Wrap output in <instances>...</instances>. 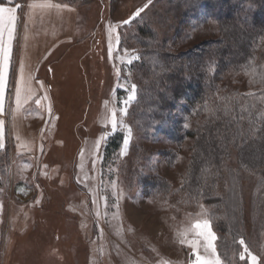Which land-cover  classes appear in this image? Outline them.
I'll return each instance as SVG.
<instances>
[{
	"label": "rangeland",
	"instance_id": "obj_1",
	"mask_svg": "<svg viewBox=\"0 0 264 264\" xmlns=\"http://www.w3.org/2000/svg\"><path fill=\"white\" fill-rule=\"evenodd\" d=\"M85 1L84 6L90 7L84 11L90 10L92 26L104 7L100 44L87 53V40L79 43V36L78 43L63 47L54 59L59 93L53 97L52 120L54 127H59L55 137L49 136L46 126L39 132L40 138L53 140L52 161H47L45 168L53 166L54 179L37 178L45 201L33 224L29 210L22 212L21 219L16 216L15 204L9 210L5 229L0 230V264H192L193 249L179 242L182 237L178 233L196 219L211 221L218 237L217 252L225 264L234 253L243 251L240 239L257 256V264H264L262 171L246 170L232 178L229 187L237 186L240 202L231 199L229 220L215 214L213 220L215 207L191 199L181 190L194 140L181 136L178 127L167 135L142 131L141 120L135 117L138 88L127 115L120 112L130 84L137 86L131 69L137 60L126 62L131 55H138L136 28L147 27L171 49L186 51L218 38L219 10L202 0H151L150 4L148 0ZM145 4L148 7L140 17L130 24L122 23ZM110 25L115 27L111 33ZM18 54L19 45L14 64ZM69 80L71 86L67 85ZM14 102L10 95L3 108L10 107L13 113ZM42 107L29 101L24 114L31 117ZM112 108L117 110L118 121L132 130L126 154L122 150L127 129L119 123L115 130L110 124L106 126L105 116ZM178 117L174 119L176 126ZM188 121L189 116L182 115L180 125L186 127ZM32 131L26 130V136ZM101 136L106 139L96 150L94 145ZM15 164L17 170L20 160ZM26 236L29 247L22 241ZM194 239L197 237L189 232L186 240ZM199 252L205 254L202 246ZM233 264L251 261L247 254L243 261L237 255Z\"/></svg>",
	"mask_w": 264,
	"mask_h": 264
},
{
	"label": "trees",
	"instance_id": "obj_2",
	"mask_svg": "<svg viewBox=\"0 0 264 264\" xmlns=\"http://www.w3.org/2000/svg\"><path fill=\"white\" fill-rule=\"evenodd\" d=\"M201 2L219 10V35L189 50L175 51L156 32L136 28L135 117L146 133L178 127L194 140L181 190L229 220L231 199L240 201L228 182L246 170L264 175V0Z\"/></svg>",
	"mask_w": 264,
	"mask_h": 264
},
{
	"label": "crops",
	"instance_id": "obj_3",
	"mask_svg": "<svg viewBox=\"0 0 264 264\" xmlns=\"http://www.w3.org/2000/svg\"><path fill=\"white\" fill-rule=\"evenodd\" d=\"M79 1L50 0L52 4L68 6L59 9L29 7L31 4H43L48 0L0 1V4L5 7L19 5L15 14L17 18L13 32L14 38L11 42L12 53L4 92V100L7 101L12 95V100L15 102L13 113L6 105L4 106L6 109L0 113V120L4 122V147L0 148V156L4 157L6 162L4 170L1 169L0 162V205H2L0 208V230L5 229L9 210L14 204L16 216L21 219L22 212L30 211L29 221H32L33 224L37 217V211L43 207L45 201L43 186L37 187V178H40L41 181L54 179L53 166L49 170L45 168V163L52 161L53 140L48 141L46 136H42V138L39 136V132L46 126L49 136L55 137L59 127L55 128L52 120L55 107L53 97L59 93L54 79V59L63 47L78 43L77 37L79 36L81 37L79 43L87 40V53L94 52L100 44L99 31L104 20V7H101L97 23L92 26L90 10L84 11L90 6H84L87 4L85 0ZM83 12L85 13L83 14ZM86 21L87 25L85 26ZM10 27L11 25L5 18L2 37H0L5 47L8 45V29ZM17 45H19V54L17 63L14 64ZM22 66L25 76L27 77L29 74L31 76L27 86L23 85L20 80ZM17 90L20 92L19 105H17ZM29 101H39V105L46 108L42 107V111L38 108L31 117L27 118L24 109ZM30 129L33 130L32 134L26 136V130ZM82 144L85 146V139H82ZM16 159L21 162L17 166L18 175L16 174ZM72 160L74 165L76 152H74Z\"/></svg>",
	"mask_w": 264,
	"mask_h": 264
},
{
	"label": "snow or ice",
	"instance_id": "obj_4",
	"mask_svg": "<svg viewBox=\"0 0 264 264\" xmlns=\"http://www.w3.org/2000/svg\"><path fill=\"white\" fill-rule=\"evenodd\" d=\"M148 3L150 4L151 0H148ZM18 7H19V5H17L16 7H5V6H3V4H0V37H2L3 21L5 18H7L9 25H11V27L8 29V45H7V47H5L3 45L2 39H0V113H3V111H4V108H3L4 92H5V88L7 85L9 63H10L11 53H12L11 42L14 38L13 32H14V28H15V20L17 18L15 14L17 12ZM29 7L30 8L41 7L44 9H47V8L59 9L62 7L67 8L68 6L67 5H59V4H52L50 2V0H48V2H45L43 4H31ZM147 7H148V4H145L144 7L137 9V11L133 14V16L129 20H125L122 23L125 25L130 24L133 19L140 17L141 13ZM109 31H110V33L115 31V27L110 25ZM118 41H119V35L117 34V42ZM110 47H111V45H110ZM120 59H121V62L125 61V57H123V56H121ZM139 59H140V57L138 55L133 54L130 57H128L126 62L128 64H132V62L134 60H139ZM117 71L119 72V70H117ZM30 79H31L30 74L27 77L25 76V70L22 66L20 68L21 83L23 85L27 86ZM120 86H122V85H120ZM128 92H129V94H128L127 98L123 101L124 106L122 108H120V112L125 116L127 115L128 106H130L131 102L136 100L137 86L134 83L130 84ZM16 96H17V105H19V102H20L19 90H17ZM37 103H39V101H37ZM49 111H51L50 108H49ZM105 121H106V126H107V124H110L111 128L113 130H115L117 128L118 123L127 129L128 136L124 139V147L122 150L123 154H126L128 146H129V141H130L131 135H132L131 128L128 127L126 124H123L122 121H118L117 110L115 108H112L106 114ZM3 125H4V122L2 120H0V148L4 147ZM104 139H106V136H101L100 140H98L95 143L94 148L96 150H98L100 147V141H102ZM0 208H2V205H0ZM201 208H203L202 205H201ZM189 232H191L193 235H195L197 237V239H194L191 241L186 240V237L189 234ZM178 235L182 237L179 241L181 244L187 243L188 247L193 249V253L195 255V260L192 261V264H225V261L221 258L220 253L217 252L215 241L218 239V237L216 236V233L212 230L210 220L196 219L192 223H190V225L188 227H186L183 232L178 233ZM201 239L204 241L203 245H201V243H200ZM238 243H239V245L243 246V251H240L238 254L234 253L232 260L229 261V264H233V261L235 260L237 255H238L239 260H241V261L245 260L246 254L250 258L251 264H257V260H258L257 256L253 255L249 251L247 245L245 244V241L243 239H240L238 241ZM201 246L204 249V253H205L204 255H201L199 252V248Z\"/></svg>",
	"mask_w": 264,
	"mask_h": 264
},
{
	"label": "bare ground",
	"instance_id": "obj_5",
	"mask_svg": "<svg viewBox=\"0 0 264 264\" xmlns=\"http://www.w3.org/2000/svg\"><path fill=\"white\" fill-rule=\"evenodd\" d=\"M71 83H72L71 80L67 81L68 86H71ZM22 241H23V244L27 245L28 244V236L22 238ZM27 247H29V244Z\"/></svg>",
	"mask_w": 264,
	"mask_h": 264
}]
</instances>
